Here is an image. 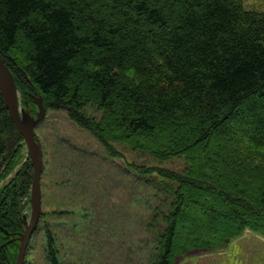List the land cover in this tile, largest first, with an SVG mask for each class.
<instances>
[{
  "label": "trees",
  "instance_id": "1",
  "mask_svg": "<svg viewBox=\"0 0 264 264\" xmlns=\"http://www.w3.org/2000/svg\"><path fill=\"white\" fill-rule=\"evenodd\" d=\"M0 56L107 156L116 144L184 161L135 169L155 177L137 200L140 264L224 252L245 231L264 239V13L242 0H0ZM22 141L0 94V264H14L24 231ZM42 228L46 263L62 264Z\"/></svg>",
  "mask_w": 264,
  "mask_h": 264
},
{
  "label": "rangeland",
  "instance_id": "2",
  "mask_svg": "<svg viewBox=\"0 0 264 264\" xmlns=\"http://www.w3.org/2000/svg\"><path fill=\"white\" fill-rule=\"evenodd\" d=\"M242 4L247 10L264 13V0H242ZM14 83L18 107L36 117L35 102L41 97L28 83ZM86 113L99 117L94 108H87ZM34 135L42 154L41 212L72 214L39 220L26 249L24 264H47L44 221L57 239L62 264H140L137 245L144 236L138 219L143 211L137 200L152 199L155 191L150 181L155 177L139 175L135 169L158 167L180 171L184 161L177 158L159 162L116 144L112 147L118 155L109 157L96 139L72 123L63 110L45 108ZM22 143L25 161L29 159L28 151ZM30 189L22 213L24 222L30 215ZM74 225L79 227L73 229ZM196 252L192 251L179 264H264V239L245 231L224 252Z\"/></svg>",
  "mask_w": 264,
  "mask_h": 264
},
{
  "label": "water",
  "instance_id": "3",
  "mask_svg": "<svg viewBox=\"0 0 264 264\" xmlns=\"http://www.w3.org/2000/svg\"><path fill=\"white\" fill-rule=\"evenodd\" d=\"M0 94L8 111L9 117L23 138L31 162L33 178L30 189V215L24 222V231L18 236V251L14 264H24L26 249L30 238L36 229L41 215L40 177L42 172V154L36 142L34 129L43 120L45 108L41 98L36 100L38 113L33 117L29 112L18 107L16 101V87L9 69L0 56Z\"/></svg>",
  "mask_w": 264,
  "mask_h": 264
}]
</instances>
